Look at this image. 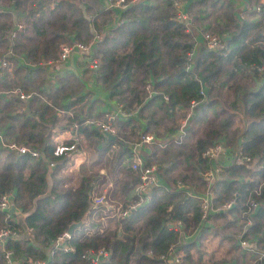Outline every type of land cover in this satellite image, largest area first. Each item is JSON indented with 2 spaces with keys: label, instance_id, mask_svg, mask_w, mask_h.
Returning <instances> with one entry per match:
<instances>
[{
  "label": "trees",
  "instance_id": "trees-1",
  "mask_svg": "<svg viewBox=\"0 0 264 264\" xmlns=\"http://www.w3.org/2000/svg\"><path fill=\"white\" fill-rule=\"evenodd\" d=\"M248 1L252 5L257 3V0ZM2 2L21 13L24 32L9 42L6 31L11 19L1 13L0 46L3 41L10 43L16 53L36 65L27 68L18 78L17 85L22 89L33 82L26 84L29 81L26 74L39 82L41 74L35 76V73L41 62L55 59L59 43L87 42L93 33H102L93 51L98 59L95 80L107 91L110 100L123 109L136 110L138 119L144 122V132L155 137L157 141L150 144L144 164L154 165L170 189L155 188L147 204L136 208L128 217H115V228H101L91 220L92 213L100 210V205L98 208L91 205V199L102 186L99 184L102 175L95 163L98 159L99 165L109 167L107 174L113 178L112 172L121 173L115 181L119 193L130 190L137 174L130 169L132 153L124 145L137 142V121L112 122L115 139L109 141L88 124H82L73 113L72 122L77 123V130L83 133L93 148L88 144L90 153L95 156L85 168L76 171L74 179L70 175L54 177L68 159L52 155L50 130L57 126L60 131L69 124L70 128L72 122L65 115L56 117L51 110L57 107L71 111L72 106L81 102L82 96L76 94L81 88L78 79L68 74L72 86L66 82L68 79H58L56 89L39 90L29 100L25 113L24 105L20 112H7V107L17 103L2 100L0 123H8L6 140L37 150L38 157L32 159L28 154L0 151L7 154L0 167V196L11 192L12 206L24 214L20 225L13 213L0 211V229L8 230L0 241V264H3L4 250L11 253L14 264H26V259L44 261V264H85L80 255L86 249L107 251L109 256L104 264H130L131 259L135 264H162L147 253L166 254L170 246H178V234L169 226L173 221L188 224L200 220L197 199L183 191L206 190L203 173L211 167V161L202 153L214 142L222 143L228 154L239 148L248 160L232 159L230 165L222 166L218 163L221 155L213 159L220 167L212 185L207 218L214 227L208 231L212 236L218 234L215 248L227 244L228 249L245 251L252 259L256 249L261 255H256L254 261L264 264L263 12L248 8L247 15L239 19L233 16L236 10L228 0L188 2L198 5L193 15L199 25L195 23L194 29L187 30L190 26L172 19L170 0L135 2L119 8L118 16V7L100 10L98 0ZM201 32L218 36L226 33L225 47L218 51L206 49L196 39ZM191 51L193 57L188 59L187 52ZM148 82L150 96L144 89ZM200 84L203 95L199 94ZM64 100L67 103L62 104ZM191 101L194 106L181 136L163 142L165 135L176 130L177 120L183 116L178 114L179 109H186ZM116 145L115 149L111 148ZM48 164H52L51 172L47 170ZM91 167L96 169L90 170ZM178 184L183 190L176 189L180 188ZM230 200L231 208L223 211L221 205ZM169 205L171 208L167 210ZM85 216L87 222L75 228L65 241L72 246V251L50 246L69 224ZM24 231L27 232L23 234ZM240 241L255 248L244 250ZM180 247L184 255L179 264L227 262L224 258L215 261L211 257L200 261L198 253L206 251L192 252L193 244ZM208 253L213 256L211 250Z\"/></svg>",
  "mask_w": 264,
  "mask_h": 264
},
{
  "label": "crops",
  "instance_id": "crops-1",
  "mask_svg": "<svg viewBox=\"0 0 264 264\" xmlns=\"http://www.w3.org/2000/svg\"><path fill=\"white\" fill-rule=\"evenodd\" d=\"M108 1H112V0H98L99 5H100L99 6L100 10L108 8V7H106V4ZM194 1L196 2L197 0H184L183 7H182L184 12L188 13L190 16L189 22H188L190 29H192V27L194 29L195 23L197 25H199L198 19H196V17L193 15V11L196 7H198V5L196 3L195 4H188V2L193 3ZM228 1L231 2L232 6L235 7L236 12L233 16H236L237 18L240 19V18H244L247 15L246 10H248V8H250L251 11L255 10V7L258 6L259 0H257L256 1L257 3L255 2L256 4H254V5L249 4L248 0H228ZM113 9H115V8H113ZM120 11L121 10L119 8L116 9L117 16H118V13ZM1 13L3 15L8 14L9 15L8 18L11 19L10 28L6 31L7 40L10 42V39H12L16 34H18L20 32H24V26L20 22L21 13L19 11L14 10L12 5L6 4L5 2H2L0 4V14ZM89 16L90 15H88V17ZM117 16H116V19H118ZM88 19L91 20L92 18L89 17ZM0 20H1V18H0ZM17 23H20L23 28H22V30L18 31L13 37H10V33L15 29ZM220 37H222V39L225 40L227 37V34L222 33L220 35ZM196 39L198 41L200 40V38H196ZM8 52H11V55L7 56ZM57 52H58V50H57ZM6 56L8 57L7 59L9 61V64L11 65L12 69L10 72L6 73V70L4 68H0V92L16 88V89L20 90L21 92H26V93L31 94L32 95L31 100H32L37 95V92L39 90H42V89H47V91H49L50 89L54 90L57 88V85L59 83L58 79H68L67 78L68 74H73L78 79V81L81 85L80 90L76 93L77 96H82L81 102H79V103H77V105L71 107L70 115L68 114V112H62V111H69V108H68V110H63V109H60L57 107L52 109L51 111L55 114L56 117L60 118V117H64L63 115H65L68 118H70V121L72 122L71 119H74L73 115L77 114V119H79V120H81V117L89 116L90 118L105 121L107 115L111 112H114V110L116 109L115 108V105H116L115 101L110 100L108 98L107 91L101 85H99L96 82L95 74L83 69L77 60L76 54H74V53L71 55V58L66 60L63 64H59L57 66L58 69L55 70V72H54V68H51L49 66H45V67L39 66L40 69L35 73V76L39 73L41 74V78H40L39 82L37 79H35V77L33 78V76L26 74L25 76L29 79V81H26L27 82L26 84H30L33 81L30 85L26 86V89H22L19 87V85H17V83L19 84L18 78H20L23 75V72L27 68L32 69V68H35L36 65L30 64L24 58V56L16 53L12 49V47L10 46V43L8 44L6 41H3L1 46H0V61L4 60ZM15 71H18V72L16 73ZM70 81H69V79L66 80V82L72 86ZM9 84H11V85H9ZM203 93H204V90H203ZM2 100L5 102H9L11 100V101H16V103H17V105L14 107H11V108L7 107L6 108L7 112H12V111H13V113L20 112L21 107L24 105L22 107V111L25 113L28 110V102L30 99L27 101H23L15 95H8V94L7 95H1L0 94V101L3 102ZM65 103H67V100H64L62 102V104H65ZM80 107H82V108H80ZM184 110L185 109H179L178 114H180V115L183 114V116H184V113H185ZM182 117H180V118L177 117L178 118V120H177L178 125H179V121L182 119ZM114 121H117L120 123H125L127 121H137L136 123L138 124L139 128H138L136 134H138V136H139L142 132L145 131L144 130V122L141 121L140 119H138V113L136 110H135L134 116L131 117L130 119H127V120L122 119L121 120V119L117 118L116 120H113V122ZM73 122H74V120H73ZM62 123L63 122H60V124H62ZM7 124L8 123L3 125L2 123H0V133L3 135L4 138L6 136L5 127ZM69 125L67 127L65 126L60 131H59L57 126H54L50 130L52 132L51 133V140H52L53 144L57 138L65 137V136H67V134H69V132H68ZM89 128L96 130L95 128H93L90 125H89ZM114 130H115V128H114ZM75 133H80L83 136V133L79 132L77 130V128L75 130ZM113 135H114V133H113ZM84 141H85L84 154H80V155L76 156L75 160H73V159L67 160L66 166H64L63 169H61L60 171H57L54 174V177H62V176L70 175V177L72 179H74V177L77 174L76 171L82 169L83 167H86L89 164V162L94 159L95 154L93 155L92 153H90V151L93 150L92 146L86 141L85 137H84ZM88 144H89V148H91V150L88 149ZM150 146L151 145L140 147L137 150V153L141 156L143 161L145 160L144 156L146 154H148V152H149ZM116 147H117V145L112 146L111 148L115 149ZM124 147H128L129 150L131 151L130 143L128 145L125 144ZM142 149H144L146 154H143V155L140 154ZM0 151H1V149H0ZM107 154H108V152H107ZM6 155L3 151L0 152V167L3 164V162L6 158ZM218 160H219L218 163H220L222 166L230 165L231 161H232V159L230 158V156H228V154H224L223 156L221 155V157H219ZM95 164H96L95 166H97V172L102 175V182L99 183V184H102V186H99L98 193H97V195H94V196H103L104 199L106 200V202H107V200L108 201L113 200L115 203L109 201L110 203L107 202L105 204H101L100 210L98 212L92 213L91 220H93L92 223L99 224V226L101 228L112 229V228H115V226H116V224L114 223V220H115V217H117V216L114 215V210L117 206H115V205L124 204L125 202L132 199V187L125 194L119 193L117 191L115 181H116V178L121 175V173L112 172V174L114 176V178H113L112 176H109L107 174V170L109 169V167L107 169L106 168L107 166L105 167L103 164L99 165V164H101V161H98V159H97ZM212 165L213 166H215V165L219 166L213 160L211 161V166ZM51 168L48 167L47 170L49 172H51V170H53ZM91 169L95 170L96 168L91 167ZM72 172H73V174H70ZM178 186L180 188L177 187L176 189L183 190V188L180 186V184H178ZM162 187H165L166 189H170V186L164 180V178L157 174L156 184L149 191V193L147 195L148 199L145 202V204H147L151 200V196H152V193L155 190V188H162ZM94 190L96 192L97 188H94ZM183 192H185L187 195L189 193L204 194L205 190L202 192H194L192 189L189 188V189L184 190ZM188 196H190V195H188ZM91 205L98 208L97 207L98 205H93V204H91ZM170 208H171V206L169 205L166 209L169 210ZM95 210H97V209H95ZM217 210H219V208H217ZM88 211H90V210H88ZM133 211L129 212L126 217L130 216V214ZM87 212H86V214H87ZM93 212H94V209H93ZM209 212H210V208L208 210V214H207L206 218L202 219L200 216V220L198 222L189 221L188 224H185V223L181 222L180 220H176V221H173V223L169 224L170 228H172L173 230H175L177 232L178 241L180 243V244H178L179 247L175 245V246H170V248L173 249V251L182 252L184 255V252H183L182 248L180 247V245L193 244V248L190 249L192 252L198 251V250L209 252L211 250L213 253V256H212V254L209 255V253H202V254L198 253L201 256L200 261H204L208 257H211V259L214 260V254L217 251L218 260H220V258H224L225 260H227L226 264H255L254 260H255L256 255H254V254H253L254 255L253 259L249 258L248 256H246L244 254L245 251L242 252L236 248L235 249H228L229 246H227V244L222 245L220 248H215L217 237L212 236L211 232L208 231L209 228L214 227V225L212 223H210V220H207ZM89 214H90V212L87 215H89ZM13 215H14V220L16 221V223L21 225L23 223L24 214H21L18 210L14 209ZM200 215H201V211H200ZM85 218L87 219V216H85L84 219H81L82 223L87 222L88 219L86 220ZM123 218H125V217H123ZM89 230L92 231V229H89ZM25 232H27V231H24L23 234ZM117 233L119 234V232H117ZM234 245H236V244H234ZM50 246H53V242L50 244ZM244 250H246V249H244ZM1 261H2V258H1ZM215 261H217V260H215ZM12 264H14V262H12ZM16 264H18V262H16ZM162 264H165V263L163 262Z\"/></svg>",
  "mask_w": 264,
  "mask_h": 264
},
{
  "label": "built area",
  "instance_id": "built-area-1",
  "mask_svg": "<svg viewBox=\"0 0 264 264\" xmlns=\"http://www.w3.org/2000/svg\"><path fill=\"white\" fill-rule=\"evenodd\" d=\"M141 1L142 0H112L107 2L106 7L114 6L124 9L130 4ZM170 2L173 8L172 19L188 27L190 16L182 9L184 0H170ZM255 10L257 12H263V20H264V0H259L258 6L255 7ZM22 28H23L22 25L20 23H17L15 29L10 33V37H13L18 31L22 30ZM187 30H190V28H188ZM101 37H102V33L95 32L93 33L91 39L88 40L87 42H78V41L61 42L58 45V52L56 54L55 59L41 62V65L43 67L49 66L51 68H54V72H55V70L58 69L57 66L59 64H63L74 53L76 54L77 60L83 69L95 73L98 67V59L93 55V51L95 44L101 39ZM199 38H200L199 42H201L208 50L212 49L218 51V50H222L225 47V43H224L225 40L222 39V37L217 36L215 34L209 32H201ZM193 54L194 53L192 51L187 52V58L191 59L193 57ZM9 55H11V52H8L7 56ZM7 56L5 57L4 60L0 61V68H4L6 70V73L10 72L12 69L7 59L8 58ZM187 68H191V66L188 65ZM150 88H151L150 82L146 83L144 89L147 92L148 96L152 94ZM0 94L15 95L23 101H27L32 97L31 94L26 92H21L16 88L7 91H2L0 92ZM199 94L201 95L204 94L203 87L201 84H200ZM193 106H194V101H191L188 107L184 110L185 112L184 116L179 121V125L177 126L176 130L171 135L167 137L165 136L163 142L168 143L181 136ZM115 108L116 109L114 110V112H111L107 115L105 121L84 116L81 117V122L82 124H88L92 126L101 134L106 132L113 135L114 133V127L112 126L113 120H116L117 118L121 120L122 119L127 120L133 117L135 114V110H126L121 108V106L117 104L115 105ZM62 112H68L69 115L71 113L70 111H62ZM76 128H77V123L74 121L72 122V125L68 130L69 134H67V136L65 137H59L55 140L51 150L53 156H62L67 158L68 160H72V159L75 160L76 156L80 154H84L85 141L80 133H75ZM154 141L157 140L152 134L147 132H142L138 136L137 142H134L131 145L132 157L130 161V169L131 171L137 174V181L132 186V199L125 202L124 204H120L119 206H117L114 210V215L120 216L122 218L126 217L129 212L142 206L147 201L148 199L147 195L149 191L156 184L157 173L154 165L144 164V161L141 158V156L137 153V150L140 147H144L152 144ZM0 149H3L6 152L13 153L16 155L28 154L32 159L38 157L37 150H32L24 145H19L14 142L7 141L1 133H0ZM224 154H228V153L224 149L223 144L220 142H214L210 147H208L203 151L202 156L212 161L214 158L218 157L219 155L223 156ZM228 156H230L231 159H236V161L238 162L241 161L243 162L248 160V157L243 155L239 148L234 152L229 153ZM48 166L51 168L52 164H48ZM218 170H219V166L212 165L207 171L203 173L205 186H206V190L204 194H192V193L188 194L191 197L197 199L199 204V209L201 211L200 216L202 219L206 218L208 214V210L210 208V202L212 198V185L218 174ZM12 197L13 195L11 192H7L0 196V211L6 212L10 209V207L12 206ZM91 201L93 205H101L106 203V200L104 199L103 196L93 195ZM231 206H232V202L230 200L222 204L221 209L223 211H227L231 208ZM7 234H8L7 229H0V240L5 236H7ZM68 238L69 235H67L66 232L64 231L53 241V247L62 248L63 251H72L73 250L72 246L67 245L65 242ZM239 244L245 249L250 248L249 245L244 241H240ZM254 248L255 247H251L250 248L251 251H253ZM256 251L257 250L255 249L253 252L254 255H261V253L258 252L256 253ZM147 255H149L151 258L155 260H160L165 264H179L182 260L183 253L179 251H173V249L169 248L166 254L150 255V253H147ZM108 256L109 255L107 251H105L104 249H98V250L86 249L81 253L80 258L84 261L85 264H104L107 261ZM1 258L3 264H12V262H14L11 258V253L7 250L2 251ZM25 262L26 264H44V261H34L31 259H26ZM255 264H257V262H255Z\"/></svg>",
  "mask_w": 264,
  "mask_h": 264
},
{
  "label": "water",
  "instance_id": "water-1",
  "mask_svg": "<svg viewBox=\"0 0 264 264\" xmlns=\"http://www.w3.org/2000/svg\"><path fill=\"white\" fill-rule=\"evenodd\" d=\"M103 135L105 136V138L107 139V140H109V141H113L114 139H115V136L114 135H112V134H109V133H103ZM48 168V167H47ZM10 213H13V211H14V207L13 206H11L10 207V209L8 210ZM81 221H79V222H75V223H71V224H69L68 225V227H67V229H66V234L67 235H71V232L75 229V228H77L78 226H80L81 225Z\"/></svg>",
  "mask_w": 264,
  "mask_h": 264
},
{
  "label": "rangeland",
  "instance_id": "rangeland-1",
  "mask_svg": "<svg viewBox=\"0 0 264 264\" xmlns=\"http://www.w3.org/2000/svg\"><path fill=\"white\" fill-rule=\"evenodd\" d=\"M140 154H141V155L146 154L145 151H144V149L141 150V153H140ZM83 168H85V167H83ZM90 170H92V169H90ZM70 174H73V172L70 173ZM109 201L114 202L113 200H109ZM109 201L107 200L108 203H110ZM107 202H106V203H107ZM114 203H115V202H114ZM118 205H119V204H118ZM118 205H115V206H118ZM113 206H114V205H113ZM215 236H218V234H215ZM178 244H180L179 241H178ZM208 248H209V247H208ZM207 253H208V252H207ZM214 260H218V257H217V251H216L215 254H214ZM130 264H135V263L133 262L132 259H131Z\"/></svg>",
  "mask_w": 264,
  "mask_h": 264
},
{
  "label": "clouds",
  "instance_id": "clouds-1",
  "mask_svg": "<svg viewBox=\"0 0 264 264\" xmlns=\"http://www.w3.org/2000/svg\"><path fill=\"white\" fill-rule=\"evenodd\" d=\"M49 167V166H48ZM50 168V167H49ZM52 243V242H51Z\"/></svg>",
  "mask_w": 264,
  "mask_h": 264
}]
</instances>
